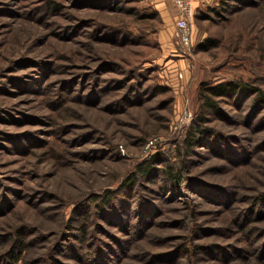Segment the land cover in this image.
<instances>
[{"label":"rangeland","instance_id":"rangeland-1","mask_svg":"<svg viewBox=\"0 0 264 264\" xmlns=\"http://www.w3.org/2000/svg\"><path fill=\"white\" fill-rule=\"evenodd\" d=\"M98 2L0 0V258L9 236L22 231L25 242L40 240L32 239L18 264H75L54 250L68 238V218L87 210L88 235L111 244L141 235L125 263L178 264L172 261L174 248L188 241L192 250L194 244L213 251L187 254L181 264H246L218 260L217 252L234 245L238 232L229 223L234 211L221 207L219 194L207 192L230 189L242 200L235 207L264 189V108L252 107L254 120L246 117L251 105L237 111L232 98H223L222 117L202 106L199 90L202 82L220 78H260L256 84L264 89V0H248L221 19L212 11L221 0H202L190 22L186 52L175 41L170 4L157 18L139 20L125 7L149 12L150 0H110L104 8L94 7ZM95 27L105 32L97 40L90 39ZM205 38L217 44L204 50L199 44ZM90 74L103 80L102 88L110 86L107 92L91 98ZM133 82L145 93L140 102L123 97L124 86ZM202 114L215 136L236 149L253 140L258 147L246 153L250 159L229 160L221 150L209 149L205 138L187 149L185 138ZM152 158L149 181L123 185ZM178 162L205 192L188 187L189 181L174 187L164 180L162 168L170 163L177 168ZM144 192L145 207L154 204L156 211H137ZM114 211L125 215L115 217ZM143 213L152 217L142 226ZM163 243L170 247H159ZM137 246L149 251L137 253ZM47 253L57 261H45Z\"/></svg>","mask_w":264,"mask_h":264},{"label":"trees","instance_id":"trees-1","mask_svg":"<svg viewBox=\"0 0 264 264\" xmlns=\"http://www.w3.org/2000/svg\"><path fill=\"white\" fill-rule=\"evenodd\" d=\"M98 1V4L95 3L94 7L104 8L110 3V0ZM129 1L130 0H120V4L128 3ZM201 1L202 0L198 2L197 7H199ZM246 1L248 0H221L220 7L217 9H213L212 11L216 14L217 19H221L224 17V12L230 11V8L239 7L243 5ZM117 4H115L114 7H117ZM138 10L139 9L136 6H128L125 7L124 11L127 14L138 16L139 20L155 19L159 15L158 11L153 8H151L149 12L142 13ZM202 17L210 18V15L209 17L208 15H202ZM104 34V28L99 30L98 27H95V31L93 34H91L90 39L97 40L99 38H102ZM137 36L141 37V34H138ZM216 44L217 40H215L214 38H205V40L202 41L201 44H199V47L206 50ZM89 76L92 79L91 86L89 87L88 92L89 95H91V98L97 97L98 92L100 91H102V93L107 92V89L110 88V86L106 89L102 88V86H100L99 84L103 80L97 79L96 77L98 76H95L94 74H92V76L90 74ZM258 81H260V78H254L251 82H246L242 79L220 78L216 82L212 83L202 82L200 84L199 90V96L202 99V106L205 109H212L214 111H218L219 115L224 117V113L220 107V102L223 98H232L237 111L242 110L246 103H248V106L251 105V107L247 111L246 117H253V119L255 120L258 114L255 116L253 115L252 107L264 108V89L256 84ZM123 84L124 82H120L119 86L122 87ZM156 87L157 89H167L165 86ZM140 88V82H133L124 86L125 93L123 94V97H125L128 101L140 102L141 100L139 99V97L143 94L145 95V93L140 90ZM133 96L135 97L132 98ZM113 104H117V102H113L112 104L108 105L114 106ZM121 105L122 104H119L118 106L121 107ZM201 113L203 112L201 111ZM262 118L264 119V114ZM206 120L207 119L204 115H200L198 116V118L194 119L195 123L192 124V127L190 128L185 138V146L187 147V149H192L194 143L197 142V139H200L201 141L203 138H205L206 140L210 139V142L206 145L209 147V149L221 150L222 155L228 158L229 160H241V162H243L246 159H250V157H246V153L253 147H258V145H254V142H252L253 140H251V142H248L247 144H245L244 142H239L237 144L239 145L238 149H236L234 147V144H232L231 142L228 143V141H226L222 137L215 136V134L218 133H215V130L213 128L206 126ZM247 123L249 124V122ZM213 137L217 138L212 139ZM231 150L238 151V154H234ZM249 156L252 155L250 154ZM152 160L153 158L148 160L147 162H142V164L140 163L135 169V171L131 172L130 176H128L126 180L123 181V185H125L126 187H133L136 184H139V178L146 179L147 181H149V178L152 176L154 169ZM191 162H194V160L192 159ZM173 165H175V163H170L164 168H162L164 180L169 181L174 187L180 186L183 183H187V181H189L190 184H188V187L194 185L195 187L199 188V192H205V186H202L197 180L193 181L191 178H189V176L185 174V171L188 168L186 164L181 165L180 162H178L177 168H175V166ZM146 189L149 190L147 187ZM229 190L225 189L221 192H216L214 189H212L207 192L212 197H215L217 194H219L217 195V197H219L220 199L221 207L228 211H234L233 216L231 217L232 219L229 223L231 226H234L238 232V239L237 242L234 243V245H231V247L225 246L224 250H220L217 252L219 253L218 260L222 262L238 260L246 264L252 262L253 260H257L259 264H264V189H258L256 190V192L247 195L243 204H241L242 206L245 205L243 207H241L240 204L234 207L235 203L241 202L242 200L238 199L237 195H235V192ZM126 191L127 190H124L125 194ZM146 196L147 193L145 192L141 194V199H143H140L141 201L137 204V211H156L154 204H150V206L145 207V204L148 203L146 202ZM109 199L110 197H107L104 203V205H106L108 209L111 208V206H109L108 204ZM105 213L107 214L108 211H105ZM76 215L77 216L73 214L68 218L65 225V228L70 231L67 234L68 238H66L65 243L58 244L55 247L54 252L58 250L61 251V255L70 256V258L72 259V261H74L75 264H129L125 263L124 261L126 258L129 257V255L127 254L128 251H130L131 249V244L133 243L135 238L139 239V236H141L140 234L137 233L131 236L126 243L118 240L114 241L112 239L111 241L113 242V244H111L109 241H101L99 238H96V236L93 237L92 234L88 235V223H90V216L87 210L81 211L79 215ZM112 215L115 217L123 218L125 214H121L118 211H114ZM103 217L102 220L104 221L105 219H103ZM151 217L152 214H141L140 225L143 226L149 219H151ZM185 219L187 222V217H185ZM91 223H93V221ZM97 227L99 226H96V228ZM75 230L78 231L79 234L74 232ZM95 231L98 232V230ZM22 233V231H18L14 235L9 236V246L6 250V253L3 256L1 255L0 264H18L19 261L22 259V255L25 253L26 247L28 246L29 248V245L32 243V239L40 240V238H30L27 242H25ZM89 237H93L94 240H90V242H87ZM165 240L167 239L164 238V241ZM164 244L165 243L161 244V246L159 247H170L163 246ZM75 246L78 247L77 251L74 250ZM142 246L145 245L143 244ZM197 246L198 245L193 244L194 249L192 250L188 245V241H183L182 243L176 244L174 248L175 254L172 255V261L181 264L180 259L184 258L187 254L191 256L192 253L196 251L195 253L199 252L201 256H203L202 253L208 256L209 253H212L213 251L210 246L208 248H205L204 246ZM147 251H149L148 247L144 248L141 246H137V253H147ZM53 253H50V255L47 253L46 257L44 258L45 261L52 262V259H54V261H57L55 258V254Z\"/></svg>","mask_w":264,"mask_h":264},{"label":"built area","instance_id":"built-area-1","mask_svg":"<svg viewBox=\"0 0 264 264\" xmlns=\"http://www.w3.org/2000/svg\"><path fill=\"white\" fill-rule=\"evenodd\" d=\"M175 9L174 38L181 49L186 52L191 45L190 22L200 0H165ZM185 115H189L185 112Z\"/></svg>","mask_w":264,"mask_h":264},{"label":"crops","instance_id":"crops-1","mask_svg":"<svg viewBox=\"0 0 264 264\" xmlns=\"http://www.w3.org/2000/svg\"><path fill=\"white\" fill-rule=\"evenodd\" d=\"M153 9H156L161 15V10L163 11L167 7V2L165 0H150Z\"/></svg>","mask_w":264,"mask_h":264}]
</instances>
